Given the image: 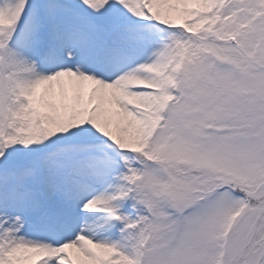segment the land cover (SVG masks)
<instances>
[{"label":"snow or ice","instance_id":"1","mask_svg":"<svg viewBox=\"0 0 264 264\" xmlns=\"http://www.w3.org/2000/svg\"><path fill=\"white\" fill-rule=\"evenodd\" d=\"M0 264H264V0H0Z\"/></svg>","mask_w":264,"mask_h":264}]
</instances>
